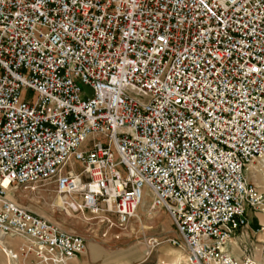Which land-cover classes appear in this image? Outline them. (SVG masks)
I'll use <instances>...</instances> for the list:
<instances>
[{
    "label": "built area",
    "instance_id": "2783aa9c",
    "mask_svg": "<svg viewBox=\"0 0 264 264\" xmlns=\"http://www.w3.org/2000/svg\"><path fill=\"white\" fill-rule=\"evenodd\" d=\"M263 158L264 0H0V249L11 264H67L89 244L9 196L20 187L92 213L103 238L126 228L147 188L179 234L178 264H255L231 242L249 209L264 213V186L246 175ZM160 243L149 238L146 256Z\"/></svg>",
    "mask_w": 264,
    "mask_h": 264
},
{
    "label": "rangeland",
    "instance_id": "374dc122",
    "mask_svg": "<svg viewBox=\"0 0 264 264\" xmlns=\"http://www.w3.org/2000/svg\"><path fill=\"white\" fill-rule=\"evenodd\" d=\"M81 86L87 95H92L93 90L90 86L83 84ZM22 95L23 97L31 98L33 92L24 90ZM257 166H259V163ZM68 167L75 170H80L81 168L80 164L73 162H70ZM257 171L258 178H264V175H262L263 170ZM246 175H251L249 168L246 169ZM12 193L15 200L21 205L59 224L62 229L68 232L78 233L86 237L89 243H97L111 250L121 251L122 254L135 256L137 260L133 264H162V261L166 260L165 258L167 257L165 252L175 258L180 254L179 248L172 245L169 241L172 237H179L173 220L164 208H152V197L147 188H144V200L136 216L125 229L112 230L106 238L101 236V233L107 229L106 226H103L92 213L87 211L84 213L77 211L67 213L63 211L57 207L58 204H61L59 196L48 188L31 190L20 187L16 190L14 189ZM117 233L120 235L119 239L115 237ZM151 237L157 238L161 243L153 250L150 256H146L148 239ZM2 241V238H0V242ZM7 244L12 247H18L22 244V241L15 239L10 243L7 242ZM1 252L4 254L3 251ZM0 264H11V262L5 256L4 260L0 261Z\"/></svg>",
    "mask_w": 264,
    "mask_h": 264
},
{
    "label": "crops",
    "instance_id": "0c3cea01",
    "mask_svg": "<svg viewBox=\"0 0 264 264\" xmlns=\"http://www.w3.org/2000/svg\"><path fill=\"white\" fill-rule=\"evenodd\" d=\"M248 168L250 170V167ZM247 177L250 180L256 181L261 186H264V178L261 177V180L260 178H258V175L254 178L252 176V173ZM247 215L248 224L244 229V233L242 235L237 234L232 239L231 252L236 257L242 259L246 256L243 248L248 247L249 256L255 262V264H264V213L249 209ZM15 239H19L23 242V240H21L20 238L8 237L5 238V243H10ZM18 247L13 248L18 249ZM1 251L2 250L0 249V261H3L5 256ZM165 254L167 256L165 258V261L173 263L175 257L167 254L166 252ZM136 260V257L132 256L131 254H122L121 251L111 250L105 246L90 242L88 244V251L86 254L73 258L67 264H133L134 262H136ZM24 261L23 259H21L19 262L14 264H21ZM30 261L31 260H29V263Z\"/></svg>",
    "mask_w": 264,
    "mask_h": 264
},
{
    "label": "bare ground",
    "instance_id": "6f19581e",
    "mask_svg": "<svg viewBox=\"0 0 264 264\" xmlns=\"http://www.w3.org/2000/svg\"><path fill=\"white\" fill-rule=\"evenodd\" d=\"M264 159V158H263ZM250 167V170H251V173H252V176L255 178L258 174V171L257 170H263L262 172V175H264V160L263 161H261V160H259V166H257V165H250L249 166ZM8 192H9V196L11 197V198H14V196L11 194V189L9 188V190H8ZM58 199V198H57ZM152 206V205H151ZM153 208V207H152ZM1 238V237H0ZM179 251H180V254L178 255V257H176L175 258V260H174V262L173 263H171V262H167V261H162V263H165V262H167V263H169V264H178V262L179 261H181V259L182 258H184V256H183V252H182V250L181 249H178Z\"/></svg>",
    "mask_w": 264,
    "mask_h": 264
}]
</instances>
